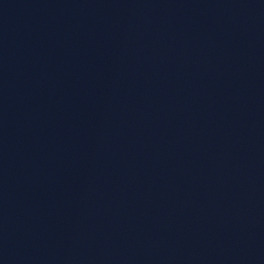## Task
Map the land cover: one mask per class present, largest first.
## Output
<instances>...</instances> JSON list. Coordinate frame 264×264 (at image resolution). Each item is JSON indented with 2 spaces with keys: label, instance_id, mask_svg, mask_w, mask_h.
Returning a JSON list of instances; mask_svg holds the SVG:
<instances>
[{
  "label": "water",
  "instance_id": "1",
  "mask_svg": "<svg viewBox=\"0 0 264 264\" xmlns=\"http://www.w3.org/2000/svg\"><path fill=\"white\" fill-rule=\"evenodd\" d=\"M0 264H264V0H0Z\"/></svg>",
  "mask_w": 264,
  "mask_h": 264
}]
</instances>
